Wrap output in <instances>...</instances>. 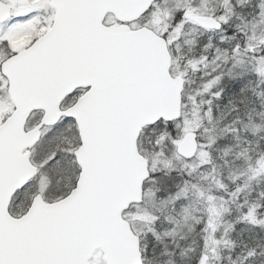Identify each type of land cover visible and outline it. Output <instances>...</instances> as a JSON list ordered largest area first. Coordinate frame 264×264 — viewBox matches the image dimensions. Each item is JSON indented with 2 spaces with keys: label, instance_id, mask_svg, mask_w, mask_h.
I'll use <instances>...</instances> for the list:
<instances>
[{
  "label": "snow or ice",
  "instance_id": "snow-or-ice-1",
  "mask_svg": "<svg viewBox=\"0 0 264 264\" xmlns=\"http://www.w3.org/2000/svg\"><path fill=\"white\" fill-rule=\"evenodd\" d=\"M0 264H264V0H0Z\"/></svg>",
  "mask_w": 264,
  "mask_h": 264
}]
</instances>
